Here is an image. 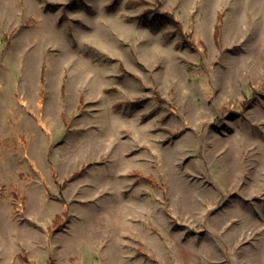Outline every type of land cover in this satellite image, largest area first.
Listing matches in <instances>:
<instances>
[{"label":"rangeland","instance_id":"374dc122","mask_svg":"<svg viewBox=\"0 0 264 264\" xmlns=\"http://www.w3.org/2000/svg\"><path fill=\"white\" fill-rule=\"evenodd\" d=\"M0 264H264V0H0Z\"/></svg>","mask_w":264,"mask_h":264},{"label":"trees","instance_id":"16d2710c","mask_svg":"<svg viewBox=\"0 0 264 264\" xmlns=\"http://www.w3.org/2000/svg\"><path fill=\"white\" fill-rule=\"evenodd\" d=\"M132 3V2H131ZM131 5V4H130ZM162 15H160V14H156L155 16H154V18H155V23H157V24H161V23H163V19L164 18H162L161 17ZM220 17V16H219ZM220 21H221V18H218V22H217V24H216V26H215V38L216 39H218V31H219V28H220V25H221V23H220Z\"/></svg>","mask_w":264,"mask_h":264}]
</instances>
